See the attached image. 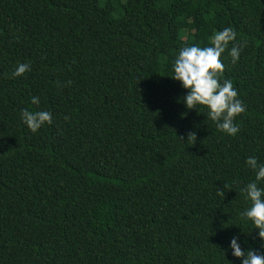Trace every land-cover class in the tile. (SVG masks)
<instances>
[{
  "label": "trees",
  "instance_id": "obj_1",
  "mask_svg": "<svg viewBox=\"0 0 264 264\" xmlns=\"http://www.w3.org/2000/svg\"><path fill=\"white\" fill-rule=\"evenodd\" d=\"M225 27L234 137L170 78ZM24 109L52 123L32 133ZM250 156L264 164V0H0V264H240L234 235L264 254L239 215Z\"/></svg>",
  "mask_w": 264,
  "mask_h": 264
},
{
  "label": "clouds",
  "instance_id": "obj_2",
  "mask_svg": "<svg viewBox=\"0 0 264 264\" xmlns=\"http://www.w3.org/2000/svg\"><path fill=\"white\" fill-rule=\"evenodd\" d=\"M235 40V31L231 27H225L211 36L208 46L193 44L181 48L172 64L170 76L186 90L181 101L185 108L197 110L199 106H203L208 119L216 124L220 132L230 137L239 132L234 120L245 111L232 81L225 79L221 82L224 71L221 55ZM241 48L242 45L232 43L228 54L233 63L239 59ZM29 70V63H19L12 72V77H19ZM30 102L38 105L40 98L32 96ZM21 120L32 133H36L43 126L52 123V114L46 110L24 109L21 111ZM195 138V133H189L187 142L190 140L192 144ZM245 163L255 175L242 189L248 206L239 215L242 220L251 223L252 230H257V238L264 242V187L261 186L264 184V164L258 163L254 156L248 157ZM217 194L224 197V191L217 190ZM261 247L264 248V243ZM229 250L240 264H264V254L252 249H242L236 235L230 239L228 249L223 250V253Z\"/></svg>",
  "mask_w": 264,
  "mask_h": 264
}]
</instances>
